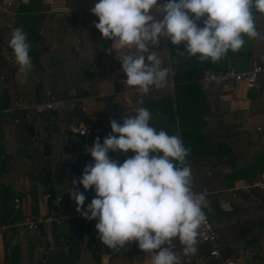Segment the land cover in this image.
Segmentation results:
<instances>
[{"label": "crops", "instance_id": "0c3cea01", "mask_svg": "<svg viewBox=\"0 0 264 264\" xmlns=\"http://www.w3.org/2000/svg\"><path fill=\"white\" fill-rule=\"evenodd\" d=\"M1 1L12 5L0 13V264H150L135 242L107 252L94 227L97 221L81 218L69 191L75 187L84 193V207L91 202L93 190L72 184L93 163L87 148L97 137L103 142L111 132L110 120H122L115 109L125 117L134 115L136 107L153 113L150 124L158 131L182 138L193 190L207 193L210 207L204 211L225 255L238 264H264V190L255 187L264 176V73L251 90L199 83L205 73L244 71L253 62L264 66V38L245 37L241 49L215 63L181 55L183 42L173 45L160 55L162 66L172 72L167 85L153 87L138 104L137 89L123 82L119 55L108 51L113 42L94 27L98 18L90 10L98 0ZM165 2L157 0L158 5ZM149 14L163 18L155 7ZM38 17L35 47L42 73L35 76L33 69L20 71L8 45L12 29L22 27L29 36ZM255 23L264 37V14L257 12ZM46 103L52 109L37 113L35 107ZM15 111L28 121L26 134L32 138H24ZM77 126L85 128L86 137L72 132ZM42 143L50 146V157L43 155ZM21 145L27 151L18 158ZM108 155L122 164L135 153ZM28 216L60 221L22 235L12 231ZM172 246L182 252L178 239ZM197 246L196 255H181V264H217L206 245L198 241Z\"/></svg>", "mask_w": 264, "mask_h": 264}, {"label": "clouds", "instance_id": "9594fccd", "mask_svg": "<svg viewBox=\"0 0 264 264\" xmlns=\"http://www.w3.org/2000/svg\"><path fill=\"white\" fill-rule=\"evenodd\" d=\"M154 7L163 14L161 20L149 14ZM90 11L102 38L113 42L108 51L119 55L123 82L137 89L138 104L153 87L168 83L170 69L153 51L161 37L173 45L183 42L181 55L213 63L241 49L245 37L264 38L255 23V14H264V0H166L163 5L157 0H98ZM8 46L20 71L30 72L32 46L22 27L12 29ZM134 113L110 120L111 132L103 142L97 137L87 148L93 163L72 184L93 190L94 198L84 207L86 196L73 187L70 199L81 218L97 221L98 239L109 249L135 242L150 264H181V255L190 258L198 252L204 210L210 207L207 193L193 190L189 150L180 135L158 131L145 107ZM117 151L135 155L119 164L108 155ZM174 239L183 246L181 253L173 250Z\"/></svg>", "mask_w": 264, "mask_h": 264}, {"label": "built area", "instance_id": "2783aa9c", "mask_svg": "<svg viewBox=\"0 0 264 264\" xmlns=\"http://www.w3.org/2000/svg\"><path fill=\"white\" fill-rule=\"evenodd\" d=\"M12 3L10 1H1L0 2V13L5 14L10 8ZM170 69V68H169ZM264 73V66L262 64L253 62L247 70L244 71H235V70H223L216 73H205L200 79L199 83L203 86L208 85H218L224 89L243 86L246 90H251L255 88L256 83ZM172 75L170 70L169 76ZM53 104L46 103L40 104L35 107L36 112L41 114L46 111L51 110ZM72 132L76 133L82 137H86L87 133L85 128L77 126L72 128ZM255 187L264 190V176L262 179L255 184ZM47 200L52 198L51 194L46 195ZM60 199H58L59 201ZM206 213V212H205ZM53 221L51 218H38L35 216L26 217L23 222L19 225L10 227L12 231L17 232L18 235H22L24 232H33L42 223H49ZM54 221L59 222L60 219H55ZM3 228V227H1ZM4 229V228H3ZM198 241L207 246V255L210 259L214 260L217 264H238V262L232 258L227 257L224 252V247L219 242V236L213 227L208 215L206 214V223L202 225Z\"/></svg>", "mask_w": 264, "mask_h": 264}, {"label": "rangeland", "instance_id": "374dc122", "mask_svg": "<svg viewBox=\"0 0 264 264\" xmlns=\"http://www.w3.org/2000/svg\"><path fill=\"white\" fill-rule=\"evenodd\" d=\"M161 44V45H160ZM173 48V44L170 42V40L168 39V38H165V37H161L160 38V41H159V45H158V48H157V51H156V54L158 55V56H163L165 53H167V52H169L171 49ZM1 70V69H0ZM20 121H21V123H22V129H24V133L26 134V132H27V128H28V125H26L27 123H28V121L23 117V116H20ZM33 123H35V122H33ZM27 136H29V138H32V136L30 135V134H26L25 135V137L24 138H26ZM25 143V139H24V141H23V143L22 144H24ZM20 150L18 151V154H16V157H18V158H20V157H22V154H24V152H25V150L27 151V147L26 146H20V148H19ZM6 166V165H5ZM4 166V167H5ZM20 166H14V168L16 169V170H19V171H22L20 168H19ZM15 169H14V171H15ZM16 172V171H15ZM11 178V176H9V179ZM42 179V178H41ZM41 181H43V179L41 180ZM220 241H221V239H220ZM222 242V241H221ZM232 251L233 250V248H229V251Z\"/></svg>", "mask_w": 264, "mask_h": 264}, {"label": "trees", "instance_id": "16d2710c", "mask_svg": "<svg viewBox=\"0 0 264 264\" xmlns=\"http://www.w3.org/2000/svg\"><path fill=\"white\" fill-rule=\"evenodd\" d=\"M39 21H40V18L38 17V19L35 21V25L33 27H31L30 35L28 36V41L32 46L30 56H31L32 64L34 66L33 67V73L35 76H39V74L42 73V66L40 65V59H39L40 53L38 52V50L35 47L37 44V41H36L37 38H36L35 34L37 33L36 31L39 27ZM195 80H196V78H195ZM195 80H193V81H195ZM20 113H21L20 111H15L12 114H16V117L20 118V116H21ZM26 125H29V123H27Z\"/></svg>", "mask_w": 264, "mask_h": 264}, {"label": "water", "instance_id": "95a60500", "mask_svg": "<svg viewBox=\"0 0 264 264\" xmlns=\"http://www.w3.org/2000/svg\"><path fill=\"white\" fill-rule=\"evenodd\" d=\"M115 112L118 114V116H119L121 119H124V118H125V117H124L123 115H121L120 112H118L116 109H115ZM29 130L31 131L32 134L35 133V132H34V128H33L31 125L29 126ZM36 135H37V134H36ZM35 141H36V142H39L38 139H36ZM42 151H43V155H44L45 157H50V155H51V150H50V146H49L47 143H42ZM51 225H52L53 227H55V222L52 221V222H51ZM105 247H106L107 252H109V248H108L107 246H105ZM37 264H43V262H42V261H38Z\"/></svg>", "mask_w": 264, "mask_h": 264}]
</instances>
